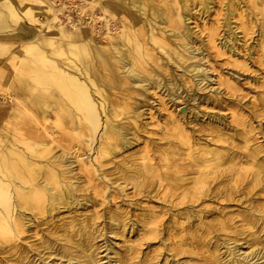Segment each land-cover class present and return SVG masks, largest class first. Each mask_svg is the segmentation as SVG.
<instances>
[{
    "label": "bare ground",
    "instance_id": "obj_1",
    "mask_svg": "<svg viewBox=\"0 0 264 264\" xmlns=\"http://www.w3.org/2000/svg\"><path fill=\"white\" fill-rule=\"evenodd\" d=\"M155 1L91 0L93 10L89 13V22L81 19L75 23L68 15V22L62 24L59 14H65V6L60 2L59 7V0H0V96L4 102L0 99L4 104L13 105L11 112L6 105H0V264H102L105 257H109L106 264H112V261H117V264H157L154 260L162 250L167 257L159 264H264V142L256 141L253 110L247 115L241 112L247 108L236 106L238 109H233L232 119L228 122L227 115L210 113L197 105L200 102L209 107L212 104L213 108L219 105L222 110L225 104L222 99L204 96L196 105L193 104L194 107L189 104L197 100L198 90L208 88L215 81L209 72L214 69L210 70L201 62L190 59L189 53L194 52L191 43L199 40L192 35L189 26L196 18L195 14L198 12V17L203 18L211 10L214 11L216 19L200 20L202 29L199 30L203 31L204 41L210 50L214 49L218 55L227 57V60L224 59L226 63L229 62V66L231 63L235 68L233 75L223 78V73L219 71V84L214 90L217 94H223V88L227 92H235L241 90L236 80L241 73L236 67L249 69L247 58L240 59L241 52L236 47L241 36L238 29L249 37L257 33L259 43L256 46L259 47H254L262 52L258 54L264 58V0H227L224 4L219 0L222 4L219 8H216L218 2L215 4L214 0H159V4ZM94 9L99 10L100 15ZM128 9L135 14L131 15ZM221 15L224 20L219 18ZM42 16L43 19L37 24ZM118 18L122 19V28H113L111 21ZM101 19L105 20V24ZM234 19L240 21L236 26L232 25ZM99 20L101 26L107 28L104 34L102 29L96 27ZM162 23H168L171 27L163 30L169 36L168 40L161 33V29H164L161 28ZM11 27L13 33L10 32ZM112 29L116 32L111 33ZM170 37H173L172 41ZM12 42L18 43L13 50ZM252 53L249 51L250 55ZM203 57L211 60L207 53ZM258 57L259 64L262 60L259 62ZM8 62L15 72L5 67ZM210 62L213 64V60ZM148 66L165 71L168 74L166 83L163 74L149 70ZM172 66L175 70H181L182 74H178L180 77L187 76L185 83L178 75L175 76L178 72L173 75ZM159 87L161 90L164 88L172 100L173 97L183 96L179 102L186 104L194 117L201 116L202 125L208 133L205 130L204 135L189 132V128L186 130L180 119L174 117L171 131L168 129L166 136L175 139V146L170 145L166 152L161 153L174 172L159 174L156 181L159 183L163 177L170 178L177 186L175 180L179 166L185 165L190 167L189 174L193 175L190 178L191 186L183 190L177 200L184 202L190 198V205H193L199 196L205 199L208 194L213 197L214 193L215 198H221L238 190L237 202L242 208L234 212L225 211V208L195 210L187 206L185 215H176L181 221L170 218L167 224L161 222L163 216L160 217V213L144 214L141 229L137 231L138 238L141 237H136L138 246L128 244L126 250L120 251L114 249V240L108 235L117 234L114 224L121 221L114 212L109 214L110 224L107 225L106 216V224L99 230L107 244H96L97 236L92 222L100 217L99 214L89 213L86 223H83L84 218L83 221L77 219L81 214L75 211H78L81 201H87L88 197L81 198L82 195L77 194L81 176L78 177L74 170L77 163L85 164L84 149L87 147L91 146L100 157L109 156L107 160L110 162L135 142L137 144L138 141L133 138L137 135L132 132L133 127L126 126L122 120L136 123V119L142 115L141 107L149 101L147 93H155V96ZM216 93L214 95L218 97ZM262 96L264 108V92ZM158 99L163 98L160 96ZM163 102H160L161 105ZM147 147L145 145V150H141L145 152ZM71 150L76 158L67 157ZM140 157L143 162L133 161L135 166L130 170L125 168L127 164L123 162L115 165L116 173H120L117 174L118 179L123 180L125 186L130 183L135 188L143 186L148 176L154 175L151 172L153 167L144 161L146 155ZM96 161L99 162L96 171L108 183L106 180L112 171L107 173L102 169V160L98 158ZM94 204L93 207L88 206L94 209ZM66 211L68 215L60 216ZM216 211L218 214L213 215ZM184 220H188V224H184ZM129 222L120 225L123 233L135 231L137 226L134 221L131 225ZM42 224H45V228ZM30 231H33L31 236L35 239L29 240L27 234L24 235ZM149 239H155L156 248L149 253L142 251L145 254L140 255L142 244L146 243L151 248ZM103 246L110 250L106 256L98 255L100 252L96 251ZM111 250L113 258L109 256ZM168 255L171 256L170 261ZM51 257L52 260L48 261Z\"/></svg>",
    "mask_w": 264,
    "mask_h": 264
},
{
    "label": "rangeland",
    "instance_id": "obj_2",
    "mask_svg": "<svg viewBox=\"0 0 264 264\" xmlns=\"http://www.w3.org/2000/svg\"><path fill=\"white\" fill-rule=\"evenodd\" d=\"M53 1H55V0H53ZM90 1L91 0H59V2L57 3L58 5H59V7H61V5L59 4L60 2H63L64 3V6H65V8H64V15H63V13H60L59 15H61L60 16V18L62 19L61 20V23L62 24H66L67 22H68V18H67V16L69 15L70 16V18L72 19V20H74L75 21V23L78 21V20H83V22H85L86 20H88V21H86L85 23H87V22H89L91 19H90V17H89V13L93 10L92 9V7H91V4H90ZM223 1V3L222 4H224V2H226L227 0H222ZM72 2V3H71ZM156 3H158L159 4V0H156L155 1ZM218 2V3H217ZM161 4L163 3V2H160ZM214 3L217 5L216 6V8H219L222 4H221V2H219V0H214ZM220 3V4H219ZM67 6V7H66ZM75 6H76V8H75ZM79 7V8H78ZM198 9L200 8V6H198L197 7ZM197 8H195L196 10H198ZM82 11H81V10ZM95 10V9H94ZM196 10L194 11V12H196ZM80 11V12H79ZM96 11V13L97 14H99L100 15V11L99 10H95ZM128 11H130V9H128ZM214 11L213 10H211L210 11V13H208L206 16L204 15L203 16V18H199L198 17V12H197V15L195 14V19L192 21V23H191V25H189L190 26V29L193 31V36H196L199 40H196V42H194V43H191V45L193 46V50H194V52H190L189 53V55H190V59L192 60V61H199V62H201L204 66H208L209 68H210V70L211 69H214L215 71H209L210 73H211V75H212V77H213V79L215 80V81H213V83H211L210 85L211 86H213V88H212V90H210V85L208 86V88H206V89H203V90H198L197 92V100L196 101H190L189 102V104L191 105V106H195L196 105V103L197 102H199L200 100H202L203 99V97L204 96H212L214 99H217V100H220V99H222L224 102H223V104H224V106L222 107V110H221V107L219 106V105H216L215 106V108H213V107H211V105H210V107L209 106H207V104H200V103H197V105L199 106L200 105V107L202 108V109H204V110H206L207 112H210V113H214V112H216V113H219L220 115H227L226 116V118L228 119L227 121L229 122V120L231 121V119H232V112H233V109L235 110V108L236 109H238L239 107H241L242 109L244 108H247V110L245 111V110H241V112L243 111V112H245L247 115H248V113H250V111H252L253 112V115L255 116L254 118L252 117V119H254L255 120V122H254V124L253 125H255L256 127V129H254V132L255 133H257V143H261V141L262 142H264V108L262 107V105H263V103H262V95H263V92H264V87H263V85H264V83H262V82H264V58L261 56L260 57V55L262 54V52L261 51H259L258 49H256V48H258L259 46H256V45H258V43H259V40H258V36H257V33H255V34H253V37H251V35H250V37H249V35H245L244 33H241V31H243V30H241V29H238V32H239V36L241 35L242 36V38H241V36H240V40H239V42H237V44H236V47L240 50V52H241V56H240V59H242L243 60V58H247V60H248V66H249V69H247V68H240V67H236L237 69H239L238 71H240L239 73H241L240 74V77L238 76H236V80H237V85H238V87L241 89V90H236L235 92L234 91H231L230 92V90H228V89H226V90H228V92L227 91H225V88H221L223 91L222 92H224L223 94H217L216 93V91L214 90V87H217V85L219 84V81L217 82V79L219 80V73L221 72V73H223L222 75L223 76H221L222 78L224 77V76H230V75H233L232 74V71L233 70H235V68H233V66L231 65V63H230V66L232 67V68H230L229 69V62H227L226 63V61L225 60H227V57H224V56H222V55H218L216 52H215V50L214 49H211V50H213V52L210 50V48H209V45L207 46V44L205 43V37L203 38V36H204V33H202L200 30L202 29V20L203 19H206L207 21H214L215 19H216V15H215V13H213ZM223 12H225L224 10H223ZM222 12V13H223ZM88 13V14H87ZM130 14L131 15H134L135 13L134 12H131L130 11ZM66 15V16H65ZM211 15L214 17H212L211 18ZM82 16V17H81ZM222 16V17H221ZM219 18L221 19V20H224V17H223V15H221ZM86 17V18H85ZM43 19V16L40 18V21H38L37 22V24L38 23H40L41 22V20ZM198 19V20H197ZM103 22H104V24H105V20L104 19H101ZM122 19L121 18H118L117 20H112L111 22H112V26H113V28H122V21H121ZM201 20V21H200ZM235 20V19H234ZM195 21V22H194ZM199 21V22H198ZM102 23L100 20L98 21V22H96L97 24H96V27L98 28V29H102V32H103V34L104 33H106V31H107V28L105 27V25L104 26H101V24L100 23ZM195 24H194V23ZM236 22V23H235ZM238 22L240 23V21L239 20H235V21H233V24L232 25H238ZM115 23V24H114ZM199 23V24H198ZM92 24H93V22H92ZM139 24H141V23H139ZM85 25V24H84ZM116 25V26H115ZM119 25V26H118ZM195 25V26H194ZM235 25V26H236ZM112 26H111V28H112ZM187 27H188V23H187V26H184V28L185 29H187ZM198 27V28H197ZM161 28H164V29H161L162 31H161V33L163 34V35H165V37L167 38V40L169 39V36H167L166 34H164V32H163V30H169V29H171V27L168 25V23L166 24V23H162L161 24ZM196 28V29H195ZM201 28V29H200ZM198 29V30H197ZM200 29V30H199ZM106 30V31H105ZM12 31H14L13 30V28L11 27V30H10V32H12ZM197 31V32H196ZM111 33H115L116 31H115V29L113 30H111L110 31ZM201 32V33H200ZM224 32V30L221 32V33H223ZM13 33V32H12ZM201 35H200V34ZM167 34H169V32H167ZM199 35V36H198ZM257 36V37H256ZM203 38V39H202ZM172 39H173V37H170V40L172 41ZM243 39V40H242ZM255 41H254V40ZM220 40V39H219ZM253 41V42H252ZM199 42V43H198ZM245 42V43H244ZM255 42V43H254ZM251 43V44H250ZM257 43V44H256ZM11 45H12V47H11V49L13 50V46H16V45H18V43L17 42H12L11 43ZM239 45V46H238ZM241 45V46H240ZM256 48H255V47ZM207 49H206V48ZM198 48H201V49H198ZM208 48H209V50H208ZM254 48V49H253ZM201 51H203V53L201 52ZM249 51L250 52H253L251 55L249 54ZM260 52V53H259ZM199 53V54H198ZM208 54L209 55V57H210V61H212L213 60V64H210L211 62L209 61V60H207V58H204L203 56L205 55V54ZM260 55H259V54ZM214 54H216V56H218V57H215V55ZM251 56H249V55ZM202 57H201V56ZM247 57H246V56ZM258 55H259V57H258ZM221 56V57H220ZM256 56L258 57V61L260 62L261 60V63H257V58H256ZM220 57V58H219ZM250 58V59H249ZM263 58V59H262ZM206 59V60H205ZM221 59H225L224 61H225V63H224V61L223 60H221ZM260 59V60H259ZM218 61V62H217ZM2 62H4V61H2ZM209 64H208V63ZM221 62V63H220ZM226 64V65H225ZM2 65V64H1ZM0 65V66H1ZM5 65V64H4ZM210 65V66H209ZM215 67H214V66ZM263 66V68L261 69V66ZM11 66V67H10ZM214 67V68H212V67ZM254 66V67H253ZM257 68H256V67ZM5 67L6 68H9L8 70H10L12 73H13V71H14V69H12L11 70V68H13V66L8 62V63H6V65H5ZM149 67V66H148ZM217 67V68H216ZM253 67V68H252ZM150 69L149 70H153V71H157V73H160V74H163V78L165 79V83H166V79L168 78V74L165 72V71H159V69H157V70H154V69H152V67H149ZM172 68H173V66H172ZM253 69V71H252V69ZM156 69V68H155ZM257 69V70H256ZM218 70V71H217ZM244 70V71H243ZM250 70V71H249ZM256 70V71H255ZM170 71V70H169ZM220 71V72H219ZM259 71V72H258ZM15 72V71H14ZM173 72H175V73H173V75H175L177 72V74L175 75V76H177L178 74L179 75H181L182 74V72H181V70H175L174 68H173ZM181 72V73H180ZM212 72H214V73H212ZM217 72V73H216ZM227 72V73H226ZM231 72V73H230ZM254 72V73H253ZM257 72V73H256ZM260 72H262V73H260ZM216 73V74H215ZM229 73V74H228ZM246 73V74H245ZM256 73V74H255ZM226 74V75H225ZM228 74V75H227ZM243 74H245V75H243ZM178 75V77L180 78V80L182 79V83H185V78L187 77V76H179ZM217 77H216V76ZM262 75V76H261ZM244 76V77H243ZM254 76V77H253ZM260 76V77H259ZM215 77H216V79H215ZM219 77V78H218ZM251 78V80H250V78ZM253 77V78H252ZM249 78V79H248ZM258 78V80L256 81V79ZM186 79H188V78H186ZM192 79V78H191ZM240 79V80H239ZM261 79L263 80V81H261ZM250 80V81H249ZM250 82V84H249V82ZM261 81V82H260ZM216 82H217V84H216ZM240 82V83H239ZM191 83H193V81L191 82ZM220 83H221V81H220ZM259 83H260V85H259ZM241 85V86H240ZM242 86H243V88H242ZM254 86V87H253ZM243 89V90H242ZM245 89V90H244ZM214 90V91H213ZM251 90V91H250ZM150 91H153V90H150ZM157 94L154 96L153 94H155V93H151V92H149V93H147L149 96H148V100L149 101H147L146 102V106L144 107H141V111H142V115H140L137 119H136V123H133V122H131V121H128L127 119H124V120H122V123H126V126H128L129 125V127H133V129H132V132H135L137 135L136 136H138V137H133V136H131V137H133L134 138V140H136V141H138V143L136 144V142H135V144L131 147V148H129L127 151L125 150V152H122L121 154H119V155H117V156H114L113 158H112V161H110V162H108V157L109 156H107V157H100L99 155H97V153H95L94 151H93V149H91V146L90 147H87V148H85L84 149V151H85V153H86V156H85V158H84V165L82 164L81 165V163H77V166H76V171L74 170V172L76 173V175L79 177V176H81L82 177V179H81V177H79L80 178V188H82V190L79 188L78 189V191H77V194L78 195H82V196H80L81 198L83 197V198H87L88 197V200L87 201H85V202H83V201H81L82 202V204L78 207V211H75V213H77V214H81L82 215V217H81V215H79L78 216V220H82L83 218V220H85L83 223H86V221H89L88 220V218H89V215H92V214H94V215H98L100 218H98V217H96L95 218V220L92 222L93 223V226H92V229L94 230V231H96L95 232V235L97 236V238L95 239L96 240V244H100L101 245V243L104 245V244H107V240H106V238H104V236H101L100 235V232H99V230H100V228H102V227H104V225L106 224V223H104L105 222V218H106V216H107V218H106V220H107V225H109L110 224V219H109V216L111 215V214H113L114 212H117L116 213V215L118 216V220H121L120 222H117L116 223V221L114 220V219H112V222H114V223H116V224H114V226L116 227L115 228V232L118 234H108L109 236H110V238L112 237V240H114L113 241V244L115 245V247H114V249H116V250H118V251H120V250H126L127 249V247L130 245V244H134V245H136V246H138V240L136 239V237L138 238V232H139V230L141 229V220L143 219V217H144V214H152L153 212L155 213V214H157V213H160V217H162L160 220H161V222H163V223H165V224H167V223H169V221H170V218H174L177 222H179V221H181V219H179L176 215L178 214V213H181L182 215H185L186 213H187V206H189V207H191V208H193V209H195V210H199V209H202V208H206V209H210L211 210V208H216V209H218V208H220V209H222V208H225L226 210L225 211H230V210H232V211H234V212H237V211H239L241 208H242V205H240V203L239 202H237L238 201V198H239V191L237 190V191H234L231 195H229V196H227V197H222L221 196V198L220 197H214V193H212L213 194V197H212V195H210V194H208V196L207 197H205V199L203 198V196H199L198 197V199H196L195 200V202H194V206L193 205H190V202H191V200H190V198L188 199V198H186V200L184 201V202H181L180 201V199H178L177 200V198L179 197L180 198V193L183 191V190H185V189H189L190 188V186H191V177L193 176V175H191V174H189L190 173V167H186L185 165H180L179 166V173L177 174V176H178V178L175 180V181H177L178 182V184H177V186H176V184H174V182H171V179L170 178H165V177H163L162 179V181H159V183H158V181H156V180H158V177H157V175H159V174H162V175H165V174H172L174 171H173V168H170V167H168V163H166L165 161H167L166 159H164L163 158V156H161V153H164V152H166L168 149H169V147H170V145H173V146H175V139L173 140L171 137H169V136H166V133L167 132H169V130L171 131V125H172V122L174 121L173 120V118L174 117H177V118H179L180 119V121L182 122V124L184 125V127H185V129L187 130L188 128V130L187 131H189L190 132V130H191V132H194L196 135H204L205 133L207 134L208 133V131L207 130H205L206 128H205V126L204 125H202V123H204V122H202V118H201V116H196V117H194V114H192V113H189V111H188V106L186 105V104H183V103H180L181 102V98H183V96L181 97V96H178L177 98L176 97H173L174 99L172 100L171 99V97H169V95L167 94V91H165L164 90V88L161 90V87H159V88H157ZM244 91V92H243ZM165 92V93H164ZM203 94H202V93ZM204 92H206V93H204ZM212 92V93H211ZM237 92V93H236ZM241 92V93H240ZM255 92V93H254ZM159 93V94H158ZM216 93V95L218 96V97H216L214 94ZM243 93V94H242ZM151 94V95H150ZM162 94V95H161ZM213 94V95H212ZM231 94V95H230ZM238 94H240V95H238ZM255 94V95H254ZM164 99H158L160 96ZM236 95H238V96H236ZM152 96V97H151ZM158 96V97H157ZM166 96V97H165ZM232 96H234V97H232ZM154 97V98H153ZM168 97V98H167ZM180 97V98H179ZM225 97V98H224ZM0 98L2 99V102H4V99L2 98V96H0ZM239 98V99H238ZM1 99H0V105H6L5 107L6 108H8L9 110H10V112L12 111V103H7V104H4V103H2L1 102ZM152 99V100H151ZM225 99V100H224ZM227 99V100H226ZM169 100V101H168ZM170 100H171V102H170ZM256 100V101H255ZM162 101H164L165 102V106H168V107H166L167 108V110H166V108H165V106H163L164 105V102L162 103V105H161V103L160 102ZM180 101V102H179ZM227 101V102H226ZM232 101V102H231ZM249 101V102H248ZM255 101V102H254ZM167 102V103H166ZM192 102V103H191ZM246 103L245 105H244V103ZM248 102V103H247ZM252 102H253V104H252ZM6 103V102H5ZM150 103V105L151 106H148V104ZM168 103H170V105H168ZM172 103V104H171ZM178 103H180V105H177ZM252 105H251V104ZM258 103H260V105L258 106ZM193 104H195V105H193ZM243 106H242V105ZM248 104V105H247ZM176 105V106H175ZM205 105H206V107H205ZM230 105H233V106H231V108L229 107ZM164 108H163V107ZM173 106V107H172ZM226 106H228V107H226ZM238 108H237V107ZM146 107H148V108H146ZM152 107V109L150 110V108ZM171 107V108H170ZM175 107V108H174ZM177 107V108H176ZM204 107V108H203ZM259 107V108H258ZM197 108V107H196ZM205 108H209V109H205ZM228 108H230V110L231 111H229V109ZM163 109H165V110H163ZM183 109H185V111H183ZM212 109H213V111H212ZM215 109V110H214ZM224 109V110H223ZM226 109V110H225ZM228 109V110H227ZM144 110V111H143ZM169 110V111H168ZM218 110V111H217ZM156 111V112H155ZM165 111V112H164ZM168 111V113H166ZM170 111H172V113H174V114H172ZM222 111V112H221ZM228 111V112H227ZM258 111V112H257ZM179 112V113H178ZM225 112V113H224ZM165 113L167 114V115H165ZM178 113V114H177ZM231 113V114H230ZM229 114L231 115V116H229ZM174 115V116H173ZM185 115V116H184ZM144 117V118H143ZM162 117H163V119H162ZM191 117V118H190ZM146 118H148V119H146ZM155 120H154V119ZM156 118H157V123H159V124H157L156 123ZM188 118H190V119H188ZM195 118V119H194ZM198 118V119H197ZM200 118V119H199ZM249 119L251 118V116L250 117H248ZM143 119V120H142ZM168 119V120H167ZM182 119V120H181ZM161 120V121H160ZM188 120H191V121H188ZM196 120H198V121H196ZM140 123H139V122ZM153 121V122H152ZM196 123H194V122ZM144 123V124H143ZM164 123V124H163ZM190 124V125H189ZM194 124V125H193ZM145 125V126H144ZM157 125V126H156ZM160 125V126H159ZM198 125V126H197ZM259 125V126H258ZM194 126V127H193ZM204 126V127H203ZM159 128V130H158V128ZM161 127H163V128H161ZM193 127V128H192ZM145 128H146V130H145ZM192 128V129H191ZM144 129V130H143ZM163 129V130H162ZM169 129V130H168ZM194 129H196V130H194ZM261 129H263V130H261ZM147 130H150V132H148ZM204 130L205 131H207V132H205L204 133ZM200 131H202V132H200ZM258 131V132H257ZM158 134H157V133ZM162 132V134H159V133H161ZM202 133V134H201ZM153 134V135H152ZM132 135V134H131ZM158 135H160L159 137H158ZM145 136V137H144ZM144 139H143V138ZM157 137V138H156ZM167 137H168V139H167ZM103 138H105V137H103ZM152 138V139H151ZM170 138V139H169ZM155 139V140H154ZM142 140H144L143 142H142ZM171 140V141H170ZM173 141V142H172ZM260 141V142H259ZM157 144H156V143ZM165 142V143H164ZM170 142H171V144H170ZM150 143V144H149ZM147 145L148 147L146 148V151L145 152H143L144 150H145V145ZM169 144V145H168ZM137 145V146H136ZM159 145V146H158ZM164 145V146H163ZM153 146V147H152ZM162 146V147H161ZM139 147H141L140 148V150L138 149ZM154 147H156L157 148V150H156V148H154ZM151 148H153V150L151 149ZM159 148V149H158ZM149 149V151H147ZM138 150H139V153H138ZM158 150H164V151H158ZM153 151H155V152H153ZM91 153H93L94 155L92 156V154ZM140 153H142V154H140ZM73 155V157H72V155ZM133 154H135V155H133ZM136 154L138 155V157L136 156ZM141 155H146V158H145V160L144 161H146L147 162V164L149 165V166H151V167H153V171H151V172H153V174L154 175H149L148 176V181L143 185V186H139V187H137V188H135L134 186H133V183H130V184H128L127 186H125L124 185V183H123V180H121V179H118L119 177L117 176V174H120V173H116L117 172V170H115L114 169V167H115V165H117V164H120L121 162H123L124 163V165H126V169H128V170H130L132 167H134L135 166V164L133 163V161H136V162H143V160L141 159ZM90 156H92V157H90ZM127 156V157H126ZM134 156V157H133ZM152 157V158H150V157ZM67 157L68 158H76L75 156H74V154H73V150H71V151H69L68 152V155H67ZM130 157H131V160H130ZM133 157V158H132ZM101 159L102 160V162L104 163V166H102V169H104L107 173L108 172H110L111 173V171H112V173L108 176V178H107V180L106 181H108V183H106L105 181H104V179L99 175V173H98V171H96V167L97 166H99V162H97L96 160L97 159ZM127 158V159H126ZM155 158V159H154ZM91 159V160H90ZM105 159L107 160V162H105ZM126 159V160H125ZM138 159V160H137ZM126 162H125V161ZM127 161L129 162V164L127 163ZM113 162V163H112ZM94 163V164H93ZM112 163V164H111ZM156 163V164H155ZM159 163V164H158ZM106 164V165H105ZM132 164V165H131ZM154 164H155V167H154ZM158 164V165H157ZM158 166V167H157ZM160 166V167H159ZM87 167V168H86ZM110 168V169H109ZM88 169V170H87ZM82 170H83V172H82ZM104 171V172H105ZM105 172V173H106ZM155 172V173H154ZM83 173V174H82ZM87 173V174H86ZM116 173V174H115ZM90 174V176H88ZM114 174V175H113ZM86 175L89 177H86ZM99 175V176H98ZM176 175V174H175ZM114 176H116V177H114ZM153 178H152V177ZM156 178H155V177ZM84 179H86V180H84ZM117 179V180H116ZM186 179H188V180H186ZM84 182H83V181ZM96 181V183L95 182H93V181ZM86 181V182H85ZM116 181V182H115ZM102 182V183H101ZM156 182H157V184H156ZM78 183V184H79ZM82 183H84V184H82ZM93 184V186H92V184ZM99 183V184H98ZM113 183H114V185H113ZM123 183V184H122ZM173 183V184H172ZM187 183V184H186ZM189 183V184H188ZM101 184V185H100ZM86 185V186H85ZM104 185V186H103ZM124 186L123 188H121L120 186ZM79 186V185H78ZM83 186V187H82ZM92 186V187H91ZM98 186V187H97ZM100 186V187H99ZM106 186V187H105ZM145 186V187H144ZM166 186H168L167 188H166ZM91 187V188H90ZM94 187V188H93ZM96 187V188H95ZM117 187V188H116ZM155 187V188H154ZM115 188V189H114ZM144 188H145V190H144ZM86 189V190H85ZM92 189V190H91ZM94 189V190H93ZM95 189H96V191H95ZM98 189V190H97ZM129 189V190H128ZM165 189H167V190H165ZM101 190V191H100ZM127 190V191H126ZM162 190H164L163 192L165 193V194H163V192H162V194H161V191ZM83 191H85V192H83ZM88 191H89V193H88ZM95 193H94V192ZM98 191V192H97ZM110 191V192H109ZM117 191V192H116ZM166 191H167V193H166ZM109 192V193H108ZM115 192V193H114ZM131 193V194H130ZM90 194V195H89ZM91 194H93V195H91ZM95 194H97V195H95ZM108 194V195H107ZM126 194H128V195H126ZM135 194V195H134ZM160 194V195H159ZM207 194V193H206ZM205 194V195H206ZM115 195V196H114ZM124 195V196H123ZM179 195V196H178ZM98 196V197H97ZM143 196V197H142ZM160 196H161V198H160ZM165 196V197H164ZM102 197V198H101ZM111 197V198H110ZM117 197V198H116ZM101 198V199H100ZM115 198H116V200H115ZM151 198V199H150ZM165 198V199H164ZM211 198V199H210ZM90 199V200H89ZM130 199V200H129ZM133 199V200H132ZM139 199V200H138ZM218 199H220V200H218ZM82 200V199H81ZM214 202H213V201ZM110 201H111V204H110ZM144 201V202H143ZM145 201H146V203H145ZM92 202V203H91ZM94 202H95V204H94ZM116 202V203H115ZM172 202H173V204H172ZM181 202V203H180ZM207 202V203H206ZM209 202H210V204H209ZM101 203V204H100ZM179 203V204H178ZM93 204L95 205L94 206V209L93 208H91V207H93ZM115 204H116V206H115ZM124 204H125V206H124ZM145 204V205H144ZM188 204V205H187ZM239 204V205H238ZM245 204V203H244ZM243 204V205H244ZM85 205V206H84ZM88 205H90V206H88ZM106 205H107V207H106ZM216 205V206H215ZM99 206V207H98ZM115 206V207H114ZM127 206V207H126ZM151 206V207H150ZM164 206V207H163ZM226 206V207H225ZM89 207V208H88ZM98 209H97V208ZM149 207V208H148ZM83 208H84V210H83ZM109 208H111L110 210H109ZM157 208V209H156ZM91 209V210H90ZM134 209V210H133ZM137 209V210H136ZM176 209V210H175ZM84 211V213H83V211ZM86 210H87V212H86ZM89 210V211H88ZM92 210H94V211H96V212H92ZM113 210V211H112ZM130 210H133V212L131 211V213H130ZM142 210V211H141ZM171 210V211H170ZM91 211V212H90ZM98 211V212H97ZM109 211V212H108ZM122 211V212H121ZM143 211H145V212H143ZM181 211H183V212H181ZM74 212V211H73ZM80 212V213H79ZM65 213V214H64ZM90 213V214H89ZM128 213V214H127ZM89 214V215H88ZM110 214V215H109ZM127 214V215H126ZM132 214V215H131ZM163 214V215H162ZM166 214V215H165ZM216 214H218V211H216L213 215H216ZM63 215H68L67 214V211L66 212H63L60 216H63ZM157 215H159V214H157ZM172 215L173 216H175V217H172ZM213 215H211V216H213ZM210 216V217H211ZM122 217V218H121ZM131 217V218H130ZM177 217V218H176ZM137 218H139V219H137ZM133 219V220H132ZM82 220V221H83ZM130 220V222H129V225H131V224H133L132 222L134 221V225L135 226H137V227H135V231L134 232H132V233H127V232H122L121 230H122V226L120 227V225L122 224V222H128ZM136 221V222H135ZM164 221H166V222H164ZM185 222H184V224H188V220H184ZM240 223H241V221H239ZM119 223V224H118ZM117 225V226H116ZM42 226H44V228H45V224H42ZM98 226H100V227H98ZM139 226V227H138ZM97 227V228H96ZM136 228L138 229V230H136ZM117 230V231H116ZM138 231V232H137ZM32 232L33 231H30V232H26L24 235H26L27 234V237L29 238V240L31 239H35V237L34 236H31V234H32ZM120 232V233H119ZM137 232V233H136ZM134 233V234H133ZM135 234H137V235H135ZM30 235V236H29ZM100 235V236H99ZM123 235V236H122ZM135 236V237H134ZM37 238V237H36ZM115 238V239H114ZM118 238V239H117ZM135 240H134V239ZM141 238V237H140ZM140 238H138V239H140ZM103 239V240H102ZM102 242H101V241ZM124 240H125V242H124ZM126 240H130V241H132L131 243H130V241L128 242V241H126ZM118 241V242H117ZM134 241V242H133ZM148 241V240H147ZM150 241V242H149ZM149 241H148V243H149V245H152L151 246V248L145 243V245L144 244H142L141 246V253H140V255H144L145 253H149V251H151V249H153V248H156V243H155V239H149ZM99 242V243H98ZM116 242V243H115ZM153 242V243H152ZM122 243V244H121ZM129 244V245H128ZM101 249V250H100ZM103 249H106V247H101V248H97L96 249V251L98 252H100L98 255H101V256H106V253L107 252H109L110 250L109 249H106V250H103ZM148 250V251H147ZM105 251V252H104ZM142 251L143 252H145V253H142ZM111 253V254H110ZM109 253V256H111V258H113L112 256H114V253L112 252V250H111V252ZM151 253V252H150ZM165 254V255H164ZM167 253H165L164 252V250H162L161 251V255H159V257H157L154 261H156L157 262V264H159V261L160 262H164L165 261V258L167 257V255H166ZM52 258L53 257H51V258H49L48 259V261H51L52 260ZM108 258L109 257H105L101 262H102V264H106V262H107V260H108ZM168 258H169V260L168 261H170V259H171V256H169L168 255ZM182 259L181 260H183V257H181ZM161 259V260H160ZM163 259V260H162ZM106 261V262H105ZM39 261H37V263H38ZM118 262L117 261H112V264H117ZM107 264H109V263H107Z\"/></svg>",
    "mask_w": 264,
    "mask_h": 264
},
{
    "label": "water",
    "instance_id": "obj_3",
    "mask_svg": "<svg viewBox=\"0 0 264 264\" xmlns=\"http://www.w3.org/2000/svg\"><path fill=\"white\" fill-rule=\"evenodd\" d=\"M183 111H185V109H183Z\"/></svg>",
    "mask_w": 264,
    "mask_h": 264
}]
</instances>
